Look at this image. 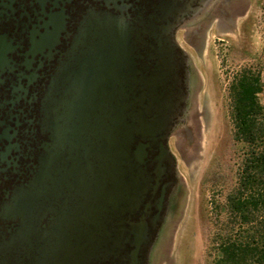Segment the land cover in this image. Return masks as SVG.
<instances>
[{
	"label": "flooded vegetation",
	"instance_id": "af4514ba",
	"mask_svg": "<svg viewBox=\"0 0 264 264\" xmlns=\"http://www.w3.org/2000/svg\"><path fill=\"white\" fill-rule=\"evenodd\" d=\"M249 5L250 0H0V264H68L72 258L68 243L76 232L67 219L84 207L83 197L73 193L72 146L84 135H73L61 117L72 97L82 95L80 83L96 75L102 86L116 81L108 69L116 65L110 48L97 49L98 64L86 61L83 52L93 48L80 41L88 23L103 33L116 25V16L125 19L138 36L140 54L160 40L188 94L178 124L192 133L200 128L199 79L191 60L187 70L183 64V42L196 50L193 41L204 45L211 31L238 30ZM150 168L147 221L156 219L154 243L158 248L162 242L169 262L185 188L175 157Z\"/></svg>",
	"mask_w": 264,
	"mask_h": 264
},
{
	"label": "water",
	"instance_id": "95a60500",
	"mask_svg": "<svg viewBox=\"0 0 264 264\" xmlns=\"http://www.w3.org/2000/svg\"><path fill=\"white\" fill-rule=\"evenodd\" d=\"M133 29L116 16V25L103 33L89 22L81 36L80 45L93 48L83 52L89 63H99V47L111 49L116 65L108 69L116 72V81L102 86L96 75L80 83L82 95L72 97L61 117L73 135H84L72 146L73 193L83 197L84 207L67 219L76 232L68 243V264L150 263L157 226L156 219L148 225L151 204H144L154 173L150 167L173 162L168 138L184 120L188 94L160 40L140 54ZM188 63L185 51V68Z\"/></svg>",
	"mask_w": 264,
	"mask_h": 264
},
{
	"label": "rangeland",
	"instance_id": "374dc122",
	"mask_svg": "<svg viewBox=\"0 0 264 264\" xmlns=\"http://www.w3.org/2000/svg\"><path fill=\"white\" fill-rule=\"evenodd\" d=\"M238 25L239 29L229 34L211 31L204 45L193 41L196 50L183 42L191 60L190 70L199 79L200 128L191 133L180 123L168 138L185 198L173 231L171 260L167 261L162 242L158 248L154 243L149 264H211L206 248L210 195L202 192L201 180L214 163L229 174L234 157L236 145L227 97L231 77L241 66L254 64L262 68L264 79V0H250L248 13ZM259 97L264 103V90Z\"/></svg>",
	"mask_w": 264,
	"mask_h": 264
},
{
	"label": "trees",
	"instance_id": "16d2710c",
	"mask_svg": "<svg viewBox=\"0 0 264 264\" xmlns=\"http://www.w3.org/2000/svg\"><path fill=\"white\" fill-rule=\"evenodd\" d=\"M264 90L262 68L241 66L228 85L236 150L229 174L212 164L201 180L208 192L207 258L211 264H264Z\"/></svg>",
	"mask_w": 264,
	"mask_h": 264
}]
</instances>
